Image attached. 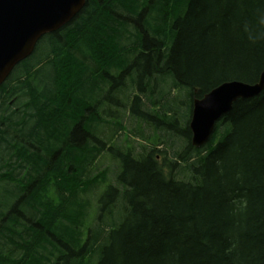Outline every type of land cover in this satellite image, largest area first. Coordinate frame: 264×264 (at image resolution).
I'll return each mask as SVG.
<instances>
[{
  "label": "trees",
  "instance_id": "1",
  "mask_svg": "<svg viewBox=\"0 0 264 264\" xmlns=\"http://www.w3.org/2000/svg\"><path fill=\"white\" fill-rule=\"evenodd\" d=\"M263 72L264 0H87L0 86V264H264V92L204 148L190 129L196 99ZM124 77L125 120L102 100ZM135 123L156 145L125 146L91 222L108 126Z\"/></svg>",
  "mask_w": 264,
  "mask_h": 264
},
{
  "label": "water",
  "instance_id": "2",
  "mask_svg": "<svg viewBox=\"0 0 264 264\" xmlns=\"http://www.w3.org/2000/svg\"><path fill=\"white\" fill-rule=\"evenodd\" d=\"M87 0H0V86L30 57L38 42L70 23ZM264 92V72L256 84L227 82L194 102L190 129L196 149L213 138L218 124L239 100Z\"/></svg>",
  "mask_w": 264,
  "mask_h": 264
},
{
  "label": "rangeland",
  "instance_id": "3",
  "mask_svg": "<svg viewBox=\"0 0 264 264\" xmlns=\"http://www.w3.org/2000/svg\"><path fill=\"white\" fill-rule=\"evenodd\" d=\"M119 77L116 76V78H119ZM147 77L148 76L146 75L145 78L147 79ZM111 81L112 80H110V79L108 80L107 89L104 90L105 91L104 96L102 97V100L106 105L105 109H106V111L107 110L109 111L108 114L113 113L112 115H115V112L118 111V108H119L118 106H122V109L120 108V110H121L120 115L125 120L126 115H127V106L129 105V98H130L129 82L125 79V77L122 79V82L116 86L112 85ZM171 87H172V83H171V81H168L165 85L162 86V88L160 90L163 91V94L167 96ZM160 90H159V93H160ZM97 93L101 94V91L98 90ZM134 93L137 94L136 91ZM159 93H155V97H157L156 99H160ZM98 96H100V95L97 94V97ZM176 97L178 99V105L180 106V108H182V110H180V113L184 116V121H186V120H188V117L190 116V108H189L190 106L187 107L188 105L186 106V104L185 105L183 104L185 96L178 94ZM168 104L170 106L173 105L172 98L169 99ZM130 106L131 107L133 106L132 101L130 102ZM110 111H112V112H110ZM104 114L105 113H103V115ZM146 114L150 115V112H148ZM136 117H143V116L138 114V115H136ZM155 117L158 119L157 116H155ZM127 122H129V120ZM172 122L173 121L170 119V117L168 118V120H164L163 117L161 119L162 125H172ZM138 124L139 123H135L136 126H138ZM180 128H182V126H180ZM145 130H146V134H148V135H152L154 133L153 130H150V129H145ZM114 133H115L114 128L111 126H108V131L106 134L107 135L106 141H108L109 148L110 147L113 148V151L112 150L111 151L106 150V153L97 162V165L92 167V169L94 168V171L108 170L109 174H108L107 183L102 184L100 186L99 194H97L98 195L97 199H96V201H94L95 202V205L93 206L94 208L93 207L91 208V211H92V216L90 214V221L91 222H93L95 217H97V218L99 217V214H100L99 211L101 208L100 203H99V199L101 198L103 193L109 187H111L112 185L115 184L114 181L118 177V175H116V169H120V163L122 162L120 156L125 154V152H126L125 146L126 145H133V146L139 148L141 145H144V147L146 149H151V148L155 147V145H156L155 141H153V139H155V138L146 137L144 134L143 128H141V125H139L137 128L132 129L127 124L121 132L117 133L116 135H114ZM128 140H130V144H127ZM155 140H157V139H155ZM164 147H165V145H163V147H160V149L163 150V149H165ZM118 162H120V163H118ZM115 214H116V216L120 215V208H117L115 210Z\"/></svg>",
  "mask_w": 264,
  "mask_h": 264
},
{
  "label": "bare ground",
  "instance_id": "4",
  "mask_svg": "<svg viewBox=\"0 0 264 264\" xmlns=\"http://www.w3.org/2000/svg\"><path fill=\"white\" fill-rule=\"evenodd\" d=\"M251 85H253V84H251ZM192 132V131H191ZM193 135V134H192ZM193 138V137H192ZM193 144V143H192Z\"/></svg>",
  "mask_w": 264,
  "mask_h": 264
}]
</instances>
